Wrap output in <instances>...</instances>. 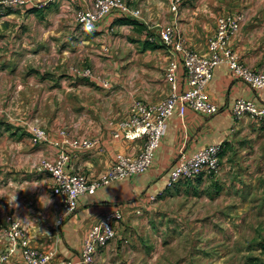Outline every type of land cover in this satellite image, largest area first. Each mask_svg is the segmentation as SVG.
<instances>
[{"label":"crops","instance_id":"1","mask_svg":"<svg viewBox=\"0 0 264 264\" xmlns=\"http://www.w3.org/2000/svg\"><path fill=\"white\" fill-rule=\"evenodd\" d=\"M93 1L57 0L41 11L0 8V264H25L20 248L1 261L8 252L10 215L33 247L55 252L57 263L75 260L93 227L115 210L123 214L115 222L117 237L97 255V264H245L251 249L241 246L240 233H256L264 220V122L238 118L233 108L238 99L264 107V89L236 78L225 64L207 86L219 111L206 116L187 109L181 116L177 109L148 172L101 184L63 217L61 199L40 166L55 161L65 147L71 157L65 171L99 181L119 154L137 155L143 140L116 137L119 122L130 118L134 102L158 104L172 93L164 79L172 62L179 64L178 90H186L183 55L175 44L207 55L221 16L242 15L231 47L247 67L264 72V0H185L177 10L175 0H125L141 10L140 17L114 11L88 39L76 26V12ZM133 20L155 47L135 52L136 63L128 58L124 66L113 43L128 48L112 35L131 32ZM165 26L175 29L169 49L160 39ZM88 62L91 76L79 70ZM35 125L47 132L38 144L31 138ZM66 134L99 142L77 149L64 144ZM217 144L224 147L220 175L168 186L182 154Z\"/></svg>","mask_w":264,"mask_h":264},{"label":"built area","instance_id":"2","mask_svg":"<svg viewBox=\"0 0 264 264\" xmlns=\"http://www.w3.org/2000/svg\"><path fill=\"white\" fill-rule=\"evenodd\" d=\"M56 1L0 0V8L11 10L17 7H30L41 11ZM183 1L185 0H175L172 9L177 10ZM114 11L122 15H132V17H140L142 14L141 10L133 9L125 0H94L91 7L77 10L76 26L81 33L92 34L96 31L97 25ZM242 19V15H225L218 19L215 34L208 42L207 55L186 48L181 41L175 44L176 50L183 55L186 90L179 92L177 86L179 64L172 62L166 69V81L172 85V93L158 104L134 102L130 118L120 121L115 132L116 137L122 134L131 141L143 140V148L137 155L119 154L115 164L99 181H91L81 173L66 172L65 165L71 157L65 147L55 161H42L40 167L50 175L52 193L61 199L63 217L77 209L79 197L95 193L101 184L148 172L165 135L167 121L177 109L181 116L186 114L187 109L206 116L216 114L219 106L210 99L207 86L212 80L214 70L219 65H227L236 78L246 82L252 88L264 89V72L247 67L231 47V39L241 28ZM174 36L175 29L171 26H165L160 30V39L168 49L173 45ZM83 72L85 76L92 75L90 68L84 69ZM233 113L238 118L247 115L264 122V107L252 100L238 99ZM31 138L33 143H41L47 139V132L40 125H35L31 128ZM98 142L97 138L70 139L67 134L64 140L65 145L77 149H93ZM223 153V145L217 144L200 149L192 156L182 154L178 164L169 175L168 186L173 187L183 181H195L203 174L220 175ZM122 215L120 210L108 213L102 222L93 227L82 252L75 260L61 259L57 263H55V252H43L33 247L25 228L14 215H10L11 227L6 233L9 241L8 252L2 255L1 261L20 248L25 264H97V255L117 237L115 222L121 220Z\"/></svg>","mask_w":264,"mask_h":264},{"label":"rangeland","instance_id":"3","mask_svg":"<svg viewBox=\"0 0 264 264\" xmlns=\"http://www.w3.org/2000/svg\"><path fill=\"white\" fill-rule=\"evenodd\" d=\"M129 23L134 25L133 29L131 28V32L126 33L125 30H123V32H122L123 34H121V32L119 31V33L112 35V37L114 39L113 42H115L116 40L119 39L120 45L125 44L126 48H128V50L125 52V51H122L123 49H118V46H119L118 43H116V42H115L116 44L113 43L114 44L113 49L115 51V56H117V58L119 60L121 59L124 62V66L129 64L128 58L132 59V61L134 60L133 64L136 63V60L134 58H132V55L135 52L144 54L145 52H147L148 49L154 50L153 48L155 47L154 43H151L148 40H146L148 38L147 34H145V38H143L144 37L142 35V33H143L142 30L144 29L143 26H140L139 24L132 23V22H129ZM133 32L137 33V34L139 33L140 35L135 36L133 34ZM84 36H86V38L89 39V38L95 37V34L94 35H92V34L84 35ZM137 38H140L141 41H138ZM136 42L140 43V46L134 48L133 44ZM102 45H103V42H102ZM121 51L123 53L122 57L119 56V55H121ZM88 65H89V62L86 64L81 63L79 70H82V68H86ZM153 74H154V72H153ZM164 79L166 81L165 77H164ZM140 80H142V77L140 78ZM240 237L241 238L239 239V242H241V246L243 245V248H245L246 250H248V248L251 249V251H249V253L247 255H245V257H243L242 263H245V264H264V220L260 223V226L257 229L256 233H247V231H245L244 233H240Z\"/></svg>","mask_w":264,"mask_h":264},{"label":"trees","instance_id":"4","mask_svg":"<svg viewBox=\"0 0 264 264\" xmlns=\"http://www.w3.org/2000/svg\"><path fill=\"white\" fill-rule=\"evenodd\" d=\"M130 21H132V20H130ZM132 23H138V21L136 22L135 20H133V22Z\"/></svg>","mask_w":264,"mask_h":264}]
</instances>
